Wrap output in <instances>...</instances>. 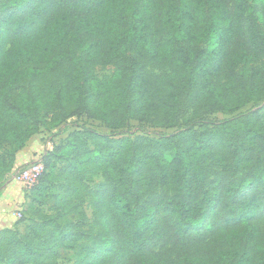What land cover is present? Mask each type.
Instances as JSON below:
<instances>
[{"label": "trees", "instance_id": "obj_1", "mask_svg": "<svg viewBox=\"0 0 264 264\" xmlns=\"http://www.w3.org/2000/svg\"><path fill=\"white\" fill-rule=\"evenodd\" d=\"M263 101L264 0H0V178L72 117L179 128L52 144L0 264H264V109L204 123Z\"/></svg>", "mask_w": 264, "mask_h": 264}, {"label": "rangeland", "instance_id": "obj_2", "mask_svg": "<svg viewBox=\"0 0 264 264\" xmlns=\"http://www.w3.org/2000/svg\"><path fill=\"white\" fill-rule=\"evenodd\" d=\"M117 65H118V62H113L109 65L95 66L94 67L95 76L98 78L110 76L113 74V72L117 68ZM261 109H264V101L258 105L249 104L246 107L242 108L241 110H239L238 112H235V113H230V114L214 113V114L206 117V120L204 123L215 124V123L230 120L233 118L241 117L243 115H246L247 113L257 111V110H261ZM76 128H89L91 130H95L96 132H99L102 134H114L118 138H122V137L133 138L135 136H145V137H149V138H158L161 136L172 135L179 129V128L160 129V128H155L154 126L147 124V123H138L136 121H130L122 129L112 132V131L106 129L99 122L88 120L85 117H80V118L72 117V118H69L67 120L66 126L61 127V129H60L61 135H59V136L55 137V134L58 132L56 129L50 130V128H47V127L40 129V132H39L40 133V139L38 141L40 149L35 153L36 158L38 159L41 156V154L44 153L52 144L57 143L58 141H60L64 137H66L69 133H71ZM34 160H32L31 162H35ZM39 160H40V158H39ZM13 174H14V172H13ZM101 180H102L101 177L95 178L93 185L101 182ZM10 181H12V178L9 175L5 178L4 177L0 178V197L2 196L4 188L10 183ZM11 191L16 196L18 194H21L24 196V193L26 192L22 188L21 189H11ZM17 199L20 202V203H17V206H19L23 202V199H21V200H19L20 198H17ZM28 200L26 202V206H27L26 208H28L30 206V201H28ZM23 204H24V202H23ZM22 205H21V207L17 208L21 212L20 213L21 217L15 216L16 211H19V210L15 209V207H11V208L7 209V212H6L7 216L5 217V219L8 218L10 223H12L14 221V223H15L14 228L16 230H18L20 233H22L25 230V228L29 224H31L32 222H38L37 217H35L33 215H28L26 213L23 214ZM12 208H14V209H12ZM82 209H83V211L87 217V225H91L92 221H93L92 210L88 206L87 202L82 204ZM74 259H75V252L70 251L66 254L65 259L59 260V264H73Z\"/></svg>", "mask_w": 264, "mask_h": 264}, {"label": "crops", "instance_id": "obj_3", "mask_svg": "<svg viewBox=\"0 0 264 264\" xmlns=\"http://www.w3.org/2000/svg\"><path fill=\"white\" fill-rule=\"evenodd\" d=\"M39 139H40V133L32 136L28 140L26 145L16 154V159H15V162L13 164L12 170L8 174L11 178L13 176V172L15 170H17L19 167H21L22 165L29 163L34 159H35L34 161L39 160V158L41 159V156L43 155V153L41 154V156L38 159L35 156V153L40 149V146L38 143ZM11 189H21V186L18 182H15L12 180L4 188L2 196L0 197V205H1L0 206V230H2L4 228L11 229L14 227V225H15L14 221L12 223H10L8 218L5 219V217L7 216L6 215L7 209H9L11 207H15V209H17V208L21 207V205L24 202V196L21 194H18L17 195L18 197H17L15 194H13ZM17 198H20L19 200L23 199V202L19 206H17V203H20ZM12 209H14V208H12Z\"/></svg>", "mask_w": 264, "mask_h": 264}, {"label": "built area", "instance_id": "obj_4", "mask_svg": "<svg viewBox=\"0 0 264 264\" xmlns=\"http://www.w3.org/2000/svg\"><path fill=\"white\" fill-rule=\"evenodd\" d=\"M40 161L41 159L35 162L26 163L21 167H19L17 170L14 171L12 180L18 182L21 188L24 189L25 191L30 190L36 184L38 176L40 175L43 169V166L40 163ZM20 213H21L20 210L16 211L15 216L21 217Z\"/></svg>", "mask_w": 264, "mask_h": 264}]
</instances>
